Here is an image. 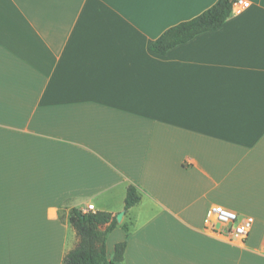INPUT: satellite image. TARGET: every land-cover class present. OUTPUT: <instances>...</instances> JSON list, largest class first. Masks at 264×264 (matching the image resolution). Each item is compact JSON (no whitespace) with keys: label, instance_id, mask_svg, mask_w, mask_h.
<instances>
[{"label":"crops","instance_id":"crops-1","mask_svg":"<svg viewBox=\"0 0 264 264\" xmlns=\"http://www.w3.org/2000/svg\"><path fill=\"white\" fill-rule=\"evenodd\" d=\"M244 1L158 53L217 0H0V264H64L90 207L125 211L116 264H264V0ZM212 205L253 220L244 245Z\"/></svg>","mask_w":264,"mask_h":264},{"label":"trees","instance_id":"trees-1","mask_svg":"<svg viewBox=\"0 0 264 264\" xmlns=\"http://www.w3.org/2000/svg\"><path fill=\"white\" fill-rule=\"evenodd\" d=\"M235 0H217L210 8L196 17L180 22L166 30L156 39L150 48L158 53H166L178 44L187 42L197 34L214 30L224 24L232 12ZM141 199L137 186L128 187L125 199V209L136 205ZM70 222L79 236V242L70 250L64 264H116L124 259L126 242L116 245L115 256L109 259L106 250V240L109 233L118 224L117 217L105 211H83L79 208L71 210ZM106 225L105 229H102Z\"/></svg>","mask_w":264,"mask_h":264},{"label":"built area","instance_id":"built-area-1","mask_svg":"<svg viewBox=\"0 0 264 264\" xmlns=\"http://www.w3.org/2000/svg\"><path fill=\"white\" fill-rule=\"evenodd\" d=\"M249 5L248 1L235 0L232 9L238 12ZM91 210H93L92 207L87 211ZM205 224L209 231L224 235L240 245L246 243L253 228V220L250 217L240 215L223 205L210 206Z\"/></svg>","mask_w":264,"mask_h":264},{"label":"water","instance_id":"water-1","mask_svg":"<svg viewBox=\"0 0 264 264\" xmlns=\"http://www.w3.org/2000/svg\"><path fill=\"white\" fill-rule=\"evenodd\" d=\"M124 213H125V211H121L120 213H118V215H117V220L118 221L122 220Z\"/></svg>","mask_w":264,"mask_h":264}]
</instances>
